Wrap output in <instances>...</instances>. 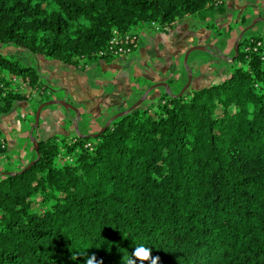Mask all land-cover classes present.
<instances>
[{"label": "trees", "instance_id": "1", "mask_svg": "<svg viewBox=\"0 0 264 264\" xmlns=\"http://www.w3.org/2000/svg\"><path fill=\"white\" fill-rule=\"evenodd\" d=\"M225 1L0 0V47L100 69L125 56L108 50L114 32L203 21L220 34ZM262 34H243L217 83L150 99L152 90L96 136L100 127L36 138L34 164L0 170L11 172L0 175V264H85L93 253L127 264L140 245L159 264H264ZM0 63L40 94L35 115L53 89L34 66ZM132 79L140 96L144 80ZM9 86L0 70V124L27 100Z\"/></svg>", "mask_w": 264, "mask_h": 264}, {"label": "rangeland", "instance_id": "2", "mask_svg": "<svg viewBox=\"0 0 264 264\" xmlns=\"http://www.w3.org/2000/svg\"><path fill=\"white\" fill-rule=\"evenodd\" d=\"M255 2L257 3L258 0L225 1L220 14L223 13L224 10L230 12H228L219 24L220 28H218V26L217 28L225 32L228 29L231 31L232 38L229 39L230 42L223 37V34L221 35V33H223L221 30L220 34H217L213 30H210L209 32L206 31V23L203 21L199 23L196 22L192 25L189 21H184L183 23L172 22L168 31L156 30L155 25L157 24L153 22L151 24H145L139 31L140 36L138 35V40L140 38L143 46L149 45L152 47L159 44L163 52L157 51L156 55L159 58L157 60L160 61L158 63H162L165 62L160 60L163 53L167 54V56L163 55L166 57H169L170 55V60H172L175 57L174 54L177 52L172 54L168 51V48L172 47V45L177 46L181 41L183 42V40L186 39L189 41L187 48L177 56L178 68H183L185 71L184 56L190 47L201 45V43H211L217 46L219 45V47L221 46L223 51L218 48H212V50L214 49L215 51L213 53L209 52L211 51V48L210 50H194L191 52L192 59L187 61V66L190 65L189 63L191 61L195 64L194 67H191V69L194 68L192 71L195 73L191 88L195 89L212 83H217L220 81V77H223L230 69V64L228 63L230 59L226 60V58H231L234 55L232 51H234L236 38L241 32V30H239L240 26H248L251 23V18H255L257 21L245 32V34L250 35L257 31L264 33V22L261 20V18L264 17L260 12H254V9L250 5H246ZM260 6L264 7V0H260ZM231 10L233 13H231ZM252 22H254V19ZM178 25L179 27H177ZM189 28H191V31H189ZM169 36H172L171 42L165 40ZM234 37L235 39H233ZM171 43L173 44L171 45ZM134 52L135 51H132L125 56H117V60L121 59L122 62H124L126 59L131 58V55ZM143 53H145V50ZM0 54L10 59H16L22 65L34 66L39 72L40 80L53 89L50 93L49 100L65 99L79 110L81 115L77 125L81 132L92 131L99 127L101 128L112 115L119 112V110H117L118 105L112 100H109V97L106 95V90H104L105 86L101 85L100 81L95 84L99 89L96 88L95 85L89 84V80L96 81L92 76V73H96L94 69H90L86 71L88 74L82 75L80 72L81 70L56 61L46 60L44 57L38 56L36 58L18 46H1ZM135 54L136 52L134 55ZM209 54L212 55V57H209ZM221 54H223L224 57H222ZM197 66H199V69L196 68ZM201 66H205V68L210 67V70L207 68L203 69ZM0 70L10 81V88L17 89L19 92L25 93L27 96V100L20 102L13 111L5 115L0 124L2 135L6 140V147L0 153V170L4 171L5 169H14L17 166H23L34 159L35 152L32 149L33 144L29 138V133L34 123L32 119V116L34 115V104L40 98V94H35L34 91L30 90V88L23 84L20 78L16 77L15 79L14 77H11L7 68L1 63ZM109 73L113 74L115 71L113 69H106L105 75H109ZM182 75L181 82H174L176 89H179L186 82V73ZM171 79L174 81L173 78ZM154 89L152 91L153 94L151 92L149 93L152 94L150 95V99L158 94ZM53 106L63 114L59 124V130H52V126L55 125L54 123L43 122L46 110L50 107L53 108ZM106 108L108 109V113H105L107 112ZM27 116L29 118L26 119ZM75 120L76 115L73 110H66L59 104L47 105L40 113L39 125L35 129L34 136L36 135L35 137L37 139L41 137L46 139L51 135L49 134L50 132H66L72 136L75 133Z\"/></svg>", "mask_w": 264, "mask_h": 264}, {"label": "crops", "instance_id": "3", "mask_svg": "<svg viewBox=\"0 0 264 264\" xmlns=\"http://www.w3.org/2000/svg\"><path fill=\"white\" fill-rule=\"evenodd\" d=\"M246 5H250L254 9V12H257V13L260 12L261 15L264 17V7L260 6V0H258L257 3L255 2V3H251V4H246ZM231 7H232V5H231ZM228 12H230V11L224 10L223 13L218 14L217 17L215 18V23L218 26V28H220L219 24L222 22L223 18L228 14ZM231 13H233L232 10H231ZM236 19H237V16H236ZM253 19H254L253 23H255L257 21V19L251 18V21H250L251 23L248 26H250L252 24ZM248 26H246V27H248ZM177 27H179V25ZM246 27L240 26L239 30H241V32H242V30L245 29ZM190 29L191 28H189V31H191ZM206 31L209 32L210 30L206 29ZM229 31H230L229 29L226 32L221 30V32H223V33H221V35L223 34V37H225L226 40H228V41L230 38H232V36H231L232 33H231V31L230 32ZM171 39H172V36H169L165 40L167 42H171ZM233 39H235V37ZM162 40H164V39H162ZM186 41L187 40L184 39L183 42L181 41L177 46L176 45L173 46L172 45L173 43H171L172 47H169L168 51H170L172 54L177 52L174 54L175 57L172 60H170V55H169V57H166L167 54L163 53V55H166V56L162 55L160 60H163L165 62L158 63L160 61L157 60L159 58L157 57L156 52L157 51L163 52L161 46L159 44H157L156 46H152V47L149 45L143 46V44H141V41L139 38L138 46L134 50L136 52V54L134 55V53H135L134 52L131 55V58L126 59L124 62H122L121 59L120 60L114 59V61H112L106 65H101L100 69H97L95 67H88L86 69L81 70L80 72L82 73V75H84V74H88V73H86V71H88L90 69H94L96 73L95 74L92 73V76L96 81L89 80V84L95 85L96 82L100 81L101 85L105 86L104 90H106V95H107V97H109V100H112L113 102H115L118 105L117 110L121 111V110L128 108L130 105H132L131 102L132 101L135 102L143 94L142 93L140 96L139 95L137 96V92L135 91V89H132L133 88L132 87V82H133L132 78H135V79L141 78L142 80H144V82H142L140 86L136 87L138 90H140V89L146 90V88L149 87V85H152V84L157 83V82H166L170 88V92L177 93L180 91V89L184 86V84L186 82L179 89H176V86H174V82H177V83L181 82L182 76H183L182 74H184V73H186V81H187V71H185L183 68L182 69L178 68L177 56L179 54H181L182 52H184V50L187 48L189 41H187V42ZM201 45H206L209 48H211V51H209L211 53L215 52L214 49H217V48L223 51L222 47L221 46L219 47V45L217 46V45L211 44V43H207V44L201 43ZM212 48H214V49L212 50ZM144 50H145V53H143ZM232 52L235 53L234 51H232ZM221 56L224 57L223 54H221ZM209 57H212V55H210ZM189 59L190 60L192 59L191 52L188 55L187 61H190ZM227 59H229V57H227L226 60ZM194 60H196V59H194ZM189 64H190L189 65L190 68L195 66L194 62H192V61ZM200 65H201V63H200ZM201 67H203V69L207 68L208 70H210V67H206V68H205V66H201ZM196 68L199 69V66H197ZM106 69H113L115 71V73H113V74L109 73V75H105ZM193 69L194 68H192V70ZM78 70H80V69H78ZM194 74L195 73L193 72L192 80L194 79V76H195ZM221 77H220V79H221ZM171 78H173L174 81ZM96 88H98V87L96 86ZM162 88L164 89V87H156L154 89V91H157V93H159L162 90ZM158 89H160V90H158ZM43 108L41 111H43ZM106 110H107V112H105V113H108L107 108H106ZM109 114H111V113H109ZM61 117H63V114L61 113V111L56 109L55 106H53V108L50 107V108H48V110H46V114L44 116L43 122L44 123H47V122L48 123H54L55 125L52 126V130H59L58 128H59V124L61 121ZM77 123H78V121H77ZM34 132H35V130H34ZM34 132H33V135H34ZM49 134H53V133L50 132ZM39 139H45V138L41 137Z\"/></svg>", "mask_w": 264, "mask_h": 264}, {"label": "water", "instance_id": "4", "mask_svg": "<svg viewBox=\"0 0 264 264\" xmlns=\"http://www.w3.org/2000/svg\"><path fill=\"white\" fill-rule=\"evenodd\" d=\"M261 20L264 22V18H261ZM254 23L252 22V24L248 27H246L245 29L242 30V32L239 34V36L237 37L236 41H235V47H234V55L229 58L230 61L234 60V58L238 55L237 50H238V46H239V40L242 38L243 34L253 25ZM194 50H210V48L208 46H201V45H196L193 47H190L184 56V65L187 71V81L184 84V86L180 89V91L178 92V95H182L191 85L192 82V77H193V72L192 69L187 66V60H188V55L190 54V52L194 51ZM156 87H164L165 91L170 93V88L168 86V84L166 82H157L154 83L152 85H150L149 87L146 88V90L143 92V94L132 104L130 105L128 108L119 111L117 113H115L114 115H112L106 122L105 124L100 128V130L96 133H91L90 135L92 136H96L99 133L103 132L106 127L117 117H120L124 114L129 113L131 110H133L134 108H136L137 106L141 105L148 97L149 93ZM53 104H59L61 106H63L66 110H73L75 112L76 115V120L74 121V128H75V132L79 135V136H83V134L79 131L78 129V125H77V121L80 118V112L79 110L74 107L72 104H70L68 101H66L65 99H54V100H46L44 102H42L36 109L35 111V115H34V123L33 126L30 130L29 133V138L33 144V147L35 149V151L37 152V148H38V140L36 139V137L33 135L34 130L38 127L39 125V118H40V113L43 107L47 106V105H53ZM38 158V155H37ZM35 158L34 160L30 161L29 164L25 167L28 168L30 167L32 164L35 163V160L37 159ZM24 168V169H25ZM4 173H8L10 174L11 172H0L1 174Z\"/></svg>", "mask_w": 264, "mask_h": 264}, {"label": "built area", "instance_id": "5", "mask_svg": "<svg viewBox=\"0 0 264 264\" xmlns=\"http://www.w3.org/2000/svg\"><path fill=\"white\" fill-rule=\"evenodd\" d=\"M156 30L168 31L170 29V24L164 26L155 25ZM264 36V33L262 34ZM138 36L134 34H124L119 35L114 32L111 40L109 41L108 50L115 55H126L133 51L138 46ZM260 44V43H258ZM5 148V139L0 136V149Z\"/></svg>", "mask_w": 264, "mask_h": 264}, {"label": "clouds", "instance_id": "6", "mask_svg": "<svg viewBox=\"0 0 264 264\" xmlns=\"http://www.w3.org/2000/svg\"><path fill=\"white\" fill-rule=\"evenodd\" d=\"M133 258H129L127 264H136L137 260L143 264V262L148 261L149 264H159V256L152 255V249L144 245L136 247L133 251ZM85 264H103L102 260H97L95 253L88 256Z\"/></svg>", "mask_w": 264, "mask_h": 264}]
</instances>
